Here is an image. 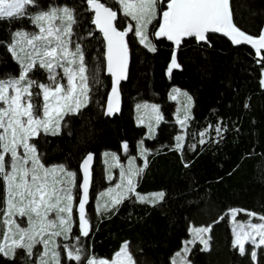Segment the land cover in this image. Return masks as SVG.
Returning a JSON list of instances; mask_svg holds the SVG:
<instances>
[{"label": "trees", "instance_id": "obj_1", "mask_svg": "<svg viewBox=\"0 0 264 264\" xmlns=\"http://www.w3.org/2000/svg\"><path fill=\"white\" fill-rule=\"evenodd\" d=\"M101 2L112 6L118 19L125 20L119 30L133 24L118 13L114 1ZM86 3L36 0L34 6H28L25 16L0 20V79L4 80L19 73L8 45L14 32L34 29L32 15L68 7L76 21L70 40L83 50L89 100L77 114L64 117L59 135L41 134L38 142L45 166L63 165L76 173L74 202L79 194V165L89 154L93 156L86 204L91 231L88 237L80 236L75 221L69 239H57L61 264H86L85 259L69 260L65 245L82 247L86 258L110 260L123 242L128 244L136 264H171L172 256L190 238L189 228L209 226L210 250L203 251L197 242L190 244L189 264H264L261 247L256 249L255 261L248 252L249 244L245 245V255H240L233 247L230 229L231 220L256 224V217L264 216V87L260 86L264 63L258 62L259 57L250 50L233 48L223 38L210 35V45L197 44L194 38L184 41L175 53L180 67L167 74L173 50L164 39L154 38L157 18L148 32L155 52L142 47L133 32L126 37L129 64L127 78L119 86L120 111L112 117L104 116L110 79L104 75L103 43L90 25ZM233 10L241 29L257 36L264 24V0H233ZM46 75L39 66L29 73L39 83L46 82ZM171 87L191 97L183 147L179 150L175 136L180 131L173 119L175 105L167 97ZM37 102L42 100L37 98ZM139 102L157 105L162 117L152 139H146L145 128L135 123L134 107ZM138 142H143L147 167L135 178V195L163 192V199L141 202L131 194L114 207L96 211L93 197L107 186L101 154L114 153L122 163L136 157ZM124 144L128 145L126 151L122 150ZM4 199L0 180V208ZM232 210H237L234 219ZM38 249L37 244L33 257H28L22 248L16 249L14 259L0 255V264H32Z\"/></svg>", "mask_w": 264, "mask_h": 264}, {"label": "snow or ice", "instance_id": "obj_2", "mask_svg": "<svg viewBox=\"0 0 264 264\" xmlns=\"http://www.w3.org/2000/svg\"><path fill=\"white\" fill-rule=\"evenodd\" d=\"M88 10L94 13L92 23L102 34L106 43L107 72L111 75V94L108 98V114L119 110L120 81L126 79L128 64V44L125 38L129 32L139 37L140 43L149 51L155 52L156 47L148 39V26L159 18L158 30L153 32L156 38L171 41L177 49L188 39L197 42L211 43L209 34H222L229 38L234 45L246 43L255 49L260 63H264V27L254 37L242 30L238 24L239 17L234 13L233 0H116L123 17L130 18L135 24L129 23L123 30L120 25L125 20L118 19L117 11L101 0H86ZM36 0H0V20L21 18L27 14L28 6H34ZM38 27L39 33L29 36L28 33L17 31L9 51L20 64L21 71L18 78L0 79V180L3 181L5 199L0 223L4 226L3 242H0V255L9 259L16 257V249L25 250L28 257H33V249L37 244L43 245V252L33 260L32 264H61L60 247L55 237L63 236L69 239L73 225V187L76 186V173L66 170L63 165L46 167L38 151L41 134L59 135L61 125L66 115H75L87 106L90 91L88 85L87 67L80 44L74 50L70 49L72 25L76 23L73 10L68 7L51 8L40 11L30 17ZM66 37L68 39H66ZM26 42L27 48L23 45ZM37 42H40L37 44ZM30 48L31 51L27 49ZM24 54L22 56L21 54ZM39 65L48 71L51 83H39L29 77V73ZM74 66V67H73ZM56 67L63 68L67 83L57 78ZM175 52L168 68L171 74L174 68H179ZM264 85V79L260 81ZM39 89L33 92V89ZM173 91H177L173 89ZM42 99V103L37 102ZM189 102L191 97H188ZM147 108L148 105L138 106ZM152 109L159 110L153 105ZM188 117L185 116V120ZM184 124V121H181ZM151 130V127H150ZM221 129L216 128L219 134ZM204 133H201L203 136ZM183 136L176 137L177 150L183 147ZM36 141V142H33ZM203 143V140L201 141ZM125 151L127 144L123 145ZM143 148V142H141ZM22 150V151H21ZM144 152L142 151V155ZM105 155H109L105 153ZM113 160H117L115 155ZM93 156L89 154L84 160L82 198L78 200V228L79 234L88 237L91 231L90 221L86 213L89 199L90 162ZM144 167H147L145 160ZM143 172V168L134 167L129 161V167L121 169V182L115 189L101 193V197L111 196L113 205L119 204L127 198L128 193L135 194V178ZM62 174V175H60ZM117 189L120 191L117 192ZM115 193V195H112ZM141 202L151 200L155 203L163 199L164 193H156L151 198L140 197ZM107 210V205L104 206ZM100 210V205H97ZM53 218H49L51 214ZM250 217L255 213L246 212ZM233 219L237 210H232ZM16 217L26 218L27 226L22 227ZM264 221V216L256 217ZM220 219H223L221 217ZM245 228L250 231H244ZM193 239L185 242L182 252H177L172 264H189L187 254L191 251L188 244L197 240L203 245V251H209V239L204 236L211 232L209 227H194L191 230ZM235 240L233 247L238 248L240 255H245L244 241L251 238V243L260 248L264 246V223L238 224L233 229ZM256 237H259L257 242ZM77 244L79 237H76ZM69 260L86 264H136L134 256L125 243L111 260L84 257V249L73 245L71 248L63 246ZM253 261L257 252L250 253Z\"/></svg>", "mask_w": 264, "mask_h": 264}, {"label": "rangeland", "instance_id": "obj_3", "mask_svg": "<svg viewBox=\"0 0 264 264\" xmlns=\"http://www.w3.org/2000/svg\"><path fill=\"white\" fill-rule=\"evenodd\" d=\"M111 1H114L116 3V0H111ZM117 8H118V13L123 15L122 11L120 10V6L119 4H117ZM57 8H60V7H57ZM37 14V13H36ZM35 15V14H34ZM33 16V15H32ZM130 19V18H129ZM31 23L32 25L34 26V29L32 31H21V32H25V33H28L29 36L33 35V34H38L39 33V29L38 27L33 23L32 19H31ZM133 25L135 24V21H132ZM149 27L150 25L148 26V32H149ZM124 29V28H123ZM17 32V31H16ZM13 34V37H12V42L10 43L13 44L14 40L16 39L15 38V33ZM133 34H134V29H133ZM135 36V35H134ZM154 36V35H153ZM135 38L138 40L139 44L144 47L146 50H148V48H146L143 44L140 43V39L139 37H136ZM66 39H68L66 37ZM148 39L151 41L149 35H148ZM40 42H37V44H39ZM21 46H24L27 48V45H26V42H24L23 45H18L17 46V50L19 51V47ZM76 45H74L72 42L70 43V49L71 50H74ZM28 51H31L30 48L27 49ZM8 51H9V45H8ZM10 52V51H9ZM13 60L18 64L19 66V73L21 71V68H20V64L18 63L17 59L13 56V54L10 52ZM22 56H24V54L22 53L21 54ZM37 66H39L37 64ZM74 67V66H73ZM44 69V68H42ZM47 73V75L45 76L46 77V84L47 83H51V81L48 80V76H49V73L46 69H44ZM56 73L58 74L57 78L61 80L62 83H67V79L66 77H64V73H63V68L61 67H56L55 69ZM19 73L16 77H13V78H18L19 76ZM167 74H168V70H167ZM13 78H9V79H13ZM264 79V68L262 69L261 71V78H260V81ZM7 80V79H5ZM260 86L261 87H264V85H262L260 83ZM173 89H176L177 91H173ZM167 97L168 99L173 102L175 104V118H176V121L177 123L179 124V127H182L183 125L181 124V121H184L185 123V116H189L190 115V108H191V101L189 102L188 100V97H190L185 91L183 90H180L178 88H175V87H171L169 90H168V94H167ZM42 100V99H41ZM143 105H148L147 108H144V107H138V106H143ZM154 104H149V103H146V102H139L137 104H135V107H134V113H135V123L136 125H140L142 127L145 128L146 132H145V138L146 139H152L155 135V131H156V127L158 125V120L156 118L157 116V113L153 111L152 109V106ZM157 109H158V106L157 105H154ZM159 110V109H158ZM160 116V114H159ZM150 127H151V130H150ZM183 134V131H180L177 135V136H182ZM122 150H124V147L122 148ZM22 151V150H21ZM142 151L145 152L144 150V147L142 148L141 147V142H138L136 144V157H130V158H127L124 162H120L119 161V158L116 154L114 153H109V152H104L101 154V161L103 163V167H104V178H105V181L107 182V186L105 189H103L102 191L98 192L97 194L94 195L93 197V200H94V203H95V206H96V209H97V205L99 204L100 205V210L99 212L101 211H105V205H107V209L111 208V207H114L118 204H115L113 205L111 203V196H104V197H101V193H106L108 192V189L112 188V189H115L116 185L119 184L121 182L120 180V173H121V169H127L129 167V161H133V165L134 167H137V168H142L144 163H145V155L143 154L142 155ZM105 153H108L109 155H105ZM115 155L117 157V160H113L112 159V156ZM56 166H60V165H51V166H46V167H56ZM62 175V174H60ZM75 187H73L74 189ZM120 190L117 189V192H119ZM72 194H73V190H72ZM133 193H128V195H131ZM6 195V194H5ZM112 195H115V193H113ZM134 197L136 199H138L137 195L134 194ZM78 200H79V197L77 199L76 202H74L73 200V225H74V222L76 221L77 223V226H78ZM139 200V199H138ZM98 211V210H96ZM54 213L51 214L49 216V218H53L54 217ZM2 217H3V212H1L0 214V220H2ZM16 219L21 222V226L22 227H26L27 226V221H26V218L24 219H21L19 217H16ZM259 223H264V221H260ZM258 223V224H259ZM238 224H245L247 225L248 222H244V221H240V220H231L230 221V229H231V232H232V235L234 237V240H235V235H234V232H233V229L236 228V226ZM72 225V227H73ZM244 231H250V229L248 228H245ZM3 234H4V226L2 223H0V242H3ZM190 235V238H188V240H186L185 242L189 241V240H192L193 239V235L192 233L190 232L189 233ZM205 239H208L207 237V234L204 236ZM57 239H60L61 241H64L66 239H64L63 236H60V237H55V240H56V243H57ZM257 239V242L259 241V237H256ZM185 242L182 244L180 250L178 252H182L184 246H185ZM197 243L200 244L201 246V249H203V245L199 242V240L196 241ZM125 244V242H123L118 251L121 249V247ZM246 244H249L251 248H249V251L248 252H251V251H256V247L251 243V238L247 239L244 241V246ZM190 244L187 245V247H189ZM39 246V249H38V252L34 258V260L43 252V245L41 244H38ZM261 248L264 249V246H261ZM58 251V249H56ZM117 251V252H118ZM116 252V253H117ZM115 253V254H116ZM115 254L112 256L111 259H113L115 257ZM176 258L177 260H180L181 258H177L176 257V253L172 256V259H171V264H172V260ZM96 260H100L102 258H95ZM110 259V260H111Z\"/></svg>", "mask_w": 264, "mask_h": 264}, {"label": "water", "instance_id": "obj_4", "mask_svg": "<svg viewBox=\"0 0 264 264\" xmlns=\"http://www.w3.org/2000/svg\"><path fill=\"white\" fill-rule=\"evenodd\" d=\"M86 6H87V10H88V4L86 3ZM88 12L91 14V22H90V25H91V27L93 28V31L96 33V34H98L99 36H100V38H101V41H102V43H103V55H102V57H103V70H104V75L105 76H107V77H109V79H110V90H109V93H108V95H107V97H106V100H105V103H104V107H103V114H104V116H108V117H112V116H114V115H117L118 113H119V111H120V95H119V98H118V107H119V110L118 111H115L112 115H109L108 114V98H109V96H110V94H111V85H112V77H111V75L107 72V60H106V43H105V41L103 40V36H102V34L96 29V26H95V24H93L92 23V19H93V17H94V13L93 12H91V11H89L88 10ZM160 22V21H159ZM159 24V23H158ZM262 27H264V24L262 25ZM261 27V28H262ZM156 30H158V29H156ZM261 30V29H260ZM260 32V31H259ZM209 35H214V36H218V37H220V38H223L224 40H226L233 48H241V47H243V48H246V49H248V50H250L256 57H257V55H256V53H255V49H253L252 48V46L251 45H249V44H246V43H242V44H240V45H234L232 42H231V40L229 39V38H227V37H225V36H223L222 34H209ZM254 37H256V36H254ZM154 38L155 39H161V38H156L155 36H154ZM162 39H164V38H162ZM125 40H126V38H125ZM167 43H169L170 45H171V47H172V50H173V52H172V55H173V53L175 52L176 53V51L178 50L176 47H175V45L171 42V41H168L167 39H164ZM186 41V40H185ZM196 41V40H195ZM196 43L197 44H205L204 42H197L196 41ZM182 45V44H181ZM181 47V46H180ZM264 52V50H261V53H263ZM128 64H129V55H128ZM128 64H127V69H126V77H127V70H128ZM169 66H170V64H169ZM169 68V67H168ZM126 79H123V80H121L120 81V84L122 83V82H124ZM120 86V85H119ZM87 158V157H86ZM86 158H84L83 159V161L80 163V165H79V169H78V172H79V182H78V197H79V199L80 198H82V188L80 187V185H82V182H83V168H82V165H83V162H84V160L86 159ZM90 186H91V162H90V185H89V191H90Z\"/></svg>", "mask_w": 264, "mask_h": 264}, {"label": "crops", "instance_id": "obj_5", "mask_svg": "<svg viewBox=\"0 0 264 264\" xmlns=\"http://www.w3.org/2000/svg\"><path fill=\"white\" fill-rule=\"evenodd\" d=\"M175 105V104H174ZM134 115H135V113H134ZM188 117V119H189V116H187ZM173 119H174V123H175V125L178 127V129H179V131H183V128H184V126H185V124H186V122H187V120H185V123L183 124V126L182 127H179V124L177 123V121H176V118H175V108H174V113H173ZM161 121V119H159L158 120V123ZM146 131V130H145ZM182 136H183V134H182ZM175 140H176V136H175ZM176 144H177V141H176ZM145 164V163H144ZM143 169H144V165H143V167H142ZM154 194H147V195H141L140 197H145V198H151L152 196H153ZM147 201H149V200H147ZM2 212V211H1ZM1 212H0V214H1ZM258 221H257V223L256 224H258L261 220H259V219H257ZM192 228H194V227H190L189 228V233L191 232L190 230L192 229ZM233 239H234V237H233Z\"/></svg>", "mask_w": 264, "mask_h": 264}, {"label": "flooded vegetation", "instance_id": "obj_6", "mask_svg": "<svg viewBox=\"0 0 264 264\" xmlns=\"http://www.w3.org/2000/svg\"><path fill=\"white\" fill-rule=\"evenodd\" d=\"M123 30V29H122Z\"/></svg>", "mask_w": 264, "mask_h": 264}]
</instances>
